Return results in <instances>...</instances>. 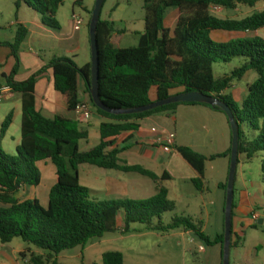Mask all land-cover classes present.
Returning a JSON list of instances; mask_svg holds the SVG:
<instances>
[{
  "label": "trees",
  "instance_id": "trees-1",
  "mask_svg": "<svg viewBox=\"0 0 264 264\" xmlns=\"http://www.w3.org/2000/svg\"><path fill=\"white\" fill-rule=\"evenodd\" d=\"M64 1L13 0L15 20L24 6L39 15L44 26L58 30L56 15ZM258 1L143 0L144 33L139 34L137 44L131 47H121V40L114 35L113 23L99 19L98 94L101 102L108 108L125 111L172 97L171 92L177 89H182L181 93L200 92L211 96L234 113L238 126V157L250 160L259 156L264 183V39L254 36L218 43L210 38L213 31L255 33L264 30V10L240 20L221 19L210 12L211 7L233 10L243 5L253 8ZM74 6L85 10L83 0H75ZM169 8H176L179 13L171 32L164 26ZM92 10L89 11L88 30ZM27 37V28L18 25L13 42H0L10 48L15 61L12 72L4 76V84L21 97L20 144L15 154L5 153L0 147V242L9 244L18 238L42 251L40 255L31 253L32 264H59L57 259L61 253L84 248L91 239L116 231L121 218L124 233L130 231L132 224H141L149 231L162 234L182 229L193 232L207 244H219L223 252L224 232L211 241L201 233L200 222L184 215H173L171 221L164 224V215L175 208L168 198V190L162 185L167 177L141 166L122 164L120 150L113 147L120 134L138 129L134 121L173 112L179 105L206 106L225 115L222 109L207 104L174 103L137 114L106 113L94 105L90 96L91 64L79 68L68 58L54 57L27 80L16 81L18 53ZM235 59H244L246 63L215 78V64H228ZM47 69L52 71L54 90L62 96L69 110L74 111L82 103L78 95L80 80L91 109L108 120L99 126L100 142L96 147L80 152L79 143L89 138L87 129L81 128L77 121L58 116L46 118L36 110L35 84ZM250 71L256 74V81L248 86L238 109L230 96L221 93ZM12 122L13 113L10 112L1 124L0 142ZM178 152L197 172L198 178L191 183L200 189L208 159L189 148H179ZM230 152L231 149L221 156L230 158ZM45 160L56 168V182L49 190L47 207L41 206L36 198L20 200L18 194L40 185L37 164ZM84 164L144 176L156 184V194L141 201L91 200L89 190L80 184L78 176V167ZM226 185L227 182L220 186L224 198ZM101 264H124L123 254L105 252Z\"/></svg>",
  "mask_w": 264,
  "mask_h": 264
},
{
  "label": "crops",
  "instance_id": "crops-1",
  "mask_svg": "<svg viewBox=\"0 0 264 264\" xmlns=\"http://www.w3.org/2000/svg\"><path fill=\"white\" fill-rule=\"evenodd\" d=\"M83 7L86 16L84 25L79 31L73 29L71 16L63 23L58 12L56 19L59 29L54 30L44 26L40 16L35 13H29V19L25 15L22 17V12L27 10L24 6L18 11L17 20H15L14 5L13 12L8 10L6 16L0 7L1 43L14 41L18 25H23L28 30V37L21 44L18 53L19 68L15 76L16 81L27 80L54 57L71 59L79 68L90 64L88 22L91 9L84 4ZM73 13L77 14L72 10ZM10 14L14 15L15 22L14 25H11L15 26L14 29L7 27V19ZM178 16L179 13L176 19ZM165 28L169 29L167 26ZM173 28H170V32ZM258 32L263 33L264 30L255 33ZM252 34L213 31L210 33V37L215 42L225 43L237 38H252L254 37ZM114 35L116 34L114 33ZM44 53H48V56H45ZM235 60L239 61L241 66L246 63L244 59ZM14 64L10 48L0 45V88L5 86L4 76H8L12 72ZM251 73L254 72H247L240 80L234 81L232 86L221 95L230 96L235 106L239 105L240 107L247 94L248 86L254 83L249 80L252 77ZM220 75L214 74L215 78H220L227 75V72ZM52 78L51 69H47L38 78L34 89L36 110L46 118L58 116L77 121L81 128L87 130L91 119L96 118L92 126L99 134L100 124L108 122V120L97 115L93 109H91L92 114L89 120H81L73 110L68 109L62 96L54 90ZM182 91V89L173 90L171 94H180ZM78 95L81 102L89 103L82 81L78 84ZM10 112L13 113L12 124L21 120V97L19 94L11 92L5 94L0 100V127ZM134 123L139 126L137 130L123 132L114 141L113 147L120 150V162L129 166H141L158 176L165 175L167 180L162 182V185L168 190V198L175 205L174 215L189 216L200 222L201 233L209 237L211 241L221 235L224 232L225 198L220 186L227 182L230 165V158L221 155L231 149L232 143L228 118L206 106L182 104L173 112L157 113L134 121ZM152 128L165 130L174 135V144L170 152H165L160 144L154 142L156 135L151 132ZM20 141L21 137L19 136L17 140L13 141L12 146L10 144L9 149H16ZM0 147L2 149L1 145ZM179 148H189L208 159L205 164L203 185L200 189H196L191 183L192 180L198 178V174L180 155ZM212 157L216 158L212 159ZM47 161L49 160L42 162L46 163ZM238 161L237 167L240 166V173L238 175L236 172L233 187L229 264H264V226L256 227L259 225L252 219L254 214L259 219L264 218V183L261 179V158L258 156L246 160L244 156H239ZM135 174L108 170V173L96 175L97 193H102L105 195L104 197L112 200L141 201L145 197H153L156 194V184L153 182L151 187L143 179L146 177L139 174L140 177H135ZM152 191L154 194L151 195ZM165 235L180 238L179 245H183L188 252L193 253L191 261L195 256L198 259L200 256V264H221L222 262L223 252L219 244H207L193 232H186L182 229L172 230ZM185 239L187 240L185 241ZM204 244L208 248H205ZM191 246H195V249L192 250ZM201 247H203V251L200 250ZM1 253L3 257L9 255L5 251Z\"/></svg>",
  "mask_w": 264,
  "mask_h": 264
},
{
  "label": "rangeland",
  "instance_id": "rangeland-1",
  "mask_svg": "<svg viewBox=\"0 0 264 264\" xmlns=\"http://www.w3.org/2000/svg\"><path fill=\"white\" fill-rule=\"evenodd\" d=\"M74 2L75 0H65L63 6H61L58 10L59 17L63 23H65V21L71 16L72 10H74V12L80 15L83 19L85 18L86 14L84 10L79 6H74ZM95 3L96 0H83L84 6H87L91 10L94 8ZM0 7L4 12V16H6L8 10L11 13L13 12L12 0H0ZM263 9L264 0H259L253 8L237 5L233 10L221 9L211 13L221 19L240 20ZM25 11L26 12H22V17L25 15L29 19V13L34 14V12L28 9ZM177 14L178 10L176 8H169L166 11L164 16V25L167 26L169 30L175 25L174 23L177 20ZM100 19L102 21H109L113 23L115 34L117 35V38L121 40V47L134 46L137 44L139 34H143L145 28V11L143 9V0H105L101 8ZM7 22V27L10 29L15 28V26H11L12 24L14 25L15 22L14 15L12 16L10 14ZM8 33L9 30L7 34ZM252 36H258L264 39V32H258L257 34L253 33ZM44 55L48 56V53H44ZM240 66L241 64H239V61L233 60L228 64H215L213 66V70L214 74L217 76V74L222 75L224 72H227L228 74ZM251 74L252 77L249 78V80H252L253 83L256 80V74ZM80 82L81 81L79 80V83ZM237 107L239 109V105H237ZM95 119L96 118H92L90 121V126L87 127L90 138L87 142L81 141L79 143L80 152L88 151L96 147L100 142L99 134L94 129V126H92V124L95 122ZM5 136L0 142L3 152L15 154L16 149L11 150L9 148L10 144L12 146L13 141L17 140L20 136V119L11 125L9 132ZM38 167L43 176V180L41 181L40 185L36 188H33L32 191L29 189L24 193L18 194V198L20 200H25L35 197L41 206L47 207L49 190L56 182V168L50 161H47L46 163L41 162L38 164ZM236 172L239 175L240 166L236 168ZM103 173H108V170H102L88 164L80 165L78 167L80 184L89 190V197L91 200H112L104 197L105 195L102 193H97V182L95 180V176L103 175ZM135 177L140 176L135 174ZM143 179H145L148 185H151L152 187L153 182L147 178ZM152 194H154V191H152L151 195ZM145 198L142 200H147L149 197ZM174 214V212L166 213L163 217L164 224H168ZM121 220L122 219L120 218L118 221L116 231L104 234L99 238L91 239L84 248L77 247L61 253L57 259L58 263L101 264V257L105 252L119 251L123 254L124 264H191L194 262L200 264V256H198L199 259L195 256L192 261L190 260L193 257V253L191 254V252H188L183 245H179V241L181 240L180 238L170 236L171 234L165 235L159 232L149 231L144 225L141 224H132L130 226V231L128 233H124ZM186 240L187 239H185V241ZM191 247L192 250L195 249V246ZM204 247L208 248L206 244H204ZM20 250L22 251L19 253ZM3 251L8 252L9 255H5V257H3L1 253ZM31 253L34 255H40L42 254V251L30 244L22 242L18 238L14 239L9 244H2L0 242V264H32L30 262Z\"/></svg>",
  "mask_w": 264,
  "mask_h": 264
},
{
  "label": "water",
  "instance_id": "water-1",
  "mask_svg": "<svg viewBox=\"0 0 264 264\" xmlns=\"http://www.w3.org/2000/svg\"><path fill=\"white\" fill-rule=\"evenodd\" d=\"M105 0H96L95 6L92 10L91 20L89 23V43L91 51V78L89 91L92 102L100 110L110 114H137L154 110L156 108L174 104V103H197L207 104L210 106H217L222 109L228 118L231 132L232 143L230 152V165L227 177L226 194H225V206H224V244L222 253V264H229V250H230V238H231V220H232V204L234 194V181L236 176V168L238 162V126L235 120V115L232 110L219 100L204 95L200 92L180 93L173 95L164 100L153 102L147 106L138 107L131 110H115L106 107L100 100L98 94V79H99V49L97 40V26L100 19L101 8ZM259 226H264V218L257 221Z\"/></svg>",
  "mask_w": 264,
  "mask_h": 264
},
{
  "label": "built area",
  "instance_id": "built-area-1",
  "mask_svg": "<svg viewBox=\"0 0 264 264\" xmlns=\"http://www.w3.org/2000/svg\"><path fill=\"white\" fill-rule=\"evenodd\" d=\"M219 10H221L220 7H211L210 12L219 11ZM71 19H72L73 29L75 31L81 30V28L84 25V19L80 15L74 14V13L71 15ZM9 93H11V90L9 87L7 86L1 87L0 88V100L5 94H9ZM74 112L83 121L89 120L92 114L91 106L86 102L80 103L76 107ZM151 132L156 135V139L154 140V142L157 144H160L162 149L165 152H170L174 144V135L166 132L165 130H159L156 128H152ZM252 219L255 222L259 220L256 214L252 216ZM200 250L203 251V247H201Z\"/></svg>",
  "mask_w": 264,
  "mask_h": 264
}]
</instances>
